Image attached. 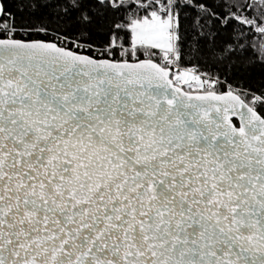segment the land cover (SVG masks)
<instances>
[{"label": "snow or ice", "instance_id": "6c2138e0", "mask_svg": "<svg viewBox=\"0 0 264 264\" xmlns=\"http://www.w3.org/2000/svg\"><path fill=\"white\" fill-rule=\"evenodd\" d=\"M0 264H264V0H0Z\"/></svg>", "mask_w": 264, "mask_h": 264}]
</instances>
